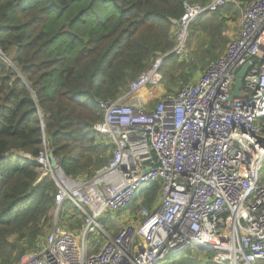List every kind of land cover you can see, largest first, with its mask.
<instances>
[{
	"label": "built area",
	"instance_id": "2783aa9c",
	"mask_svg": "<svg viewBox=\"0 0 264 264\" xmlns=\"http://www.w3.org/2000/svg\"><path fill=\"white\" fill-rule=\"evenodd\" d=\"M228 1L185 0L171 54L183 58L192 25ZM243 9L223 55L152 109L143 91L162 85L171 54L117 100L97 102L103 119L93 130L113 153L93 177H67L57 160L51 168L47 149L40 153L41 178L58 187L54 224L17 264H159L189 249L218 252L228 264H264V0ZM247 64L241 97L230 100ZM155 183L161 189L151 213L110 237L101 220L127 210ZM65 211V221L80 218L77 229L62 227Z\"/></svg>",
	"mask_w": 264,
	"mask_h": 264
},
{
	"label": "trees",
	"instance_id": "16d2710c",
	"mask_svg": "<svg viewBox=\"0 0 264 264\" xmlns=\"http://www.w3.org/2000/svg\"><path fill=\"white\" fill-rule=\"evenodd\" d=\"M234 1L244 8L254 0ZM184 2L0 0V264H17L53 227L58 187L50 176L41 178L35 159L53 152L74 179L91 178L108 164L113 149L93 130L103 119L97 102L117 100L158 57L173 52ZM235 5L228 1L192 25L186 59L173 54L161 67L166 90L193 82L196 70L205 72L223 55L228 16L239 15ZM160 189V183L145 189L132 211L148 216ZM191 256L187 251L174 262L194 264Z\"/></svg>",
	"mask_w": 264,
	"mask_h": 264
},
{
	"label": "rangeland",
	"instance_id": "374dc122",
	"mask_svg": "<svg viewBox=\"0 0 264 264\" xmlns=\"http://www.w3.org/2000/svg\"><path fill=\"white\" fill-rule=\"evenodd\" d=\"M212 1H214V0H212ZM230 1H232L233 3L236 4L235 7L239 11V15L238 16H235L233 13H232V15L230 14L228 16V17H230V21H229V24H228L227 35H228L229 39L231 40V39L235 38L238 35V33H239L240 18H241V14H242L244 9L242 8L243 6L241 5V3L239 1L238 2H235L234 0H230ZM209 14L207 16H209ZM190 32H191V30H190ZM188 41H189V38H188ZM188 41H187V44H188ZM171 55H173V54H171ZM174 55H176V54H174ZM176 56H178V55H176ZM186 56H187V52H186V54H185V56L183 58H181L180 56H178V57H180L181 59H186ZM7 63L9 65L11 64L10 61H7ZM191 72H192L191 70H188L186 73L190 74ZM203 73L204 72H201L200 70H196L194 72V76H192L191 80L192 81L197 80ZM179 85L176 84L175 88L173 90H171V91L166 90V88H165L166 85H164V84H162L161 86L156 87V88H154L152 86H147L144 89L143 92H144L146 98L150 101V103L147 104L145 109L146 110L152 109L158 103L159 99H162L163 97H166L164 95L165 93H166V95H172L175 91H177L180 88ZM152 92L156 94V97H152ZM263 173H264V170H263ZM263 176H264V174L262 175V177ZM149 187H147V188H149ZM147 188H145V189H147ZM145 189H143L140 192V194L138 195L136 200L133 202V204L141 203V201H142V193L144 192ZM156 202H158V199H157ZM72 210L75 211L73 208H72ZM140 213L141 212L134 213L132 211V209H131V206H130L127 210L121 212L119 215H116V216H113V217L111 216L109 218H104L103 220H101V224L105 228H107L108 226L111 227V231L107 232V234L110 237L114 238L120 232V230L122 228H124V226H134V225L136 226V225H139L140 223H142V221H143L142 218L145 217V214L144 213L140 214ZM67 219H69V221H65L63 223L62 227L65 226V228L68 229V228H71L73 223H75V224H73V226L77 229V226L80 224V219L78 217H73L72 218V215L68 216ZM76 224H78V225H76ZM68 230H70V229H68ZM43 242H44V240L41 243H39L38 245L42 244ZM30 250L31 249H28V251H30ZM187 251H190L192 253L191 261H194L195 262L194 264H228V262H226L222 258L218 257V252H208V253H206V252H201V251L192 250V249H189ZM187 251H185L182 254L173 256L170 259H168V260H166L164 262H161L159 264H177L174 261H178L179 262L180 255H184Z\"/></svg>",
	"mask_w": 264,
	"mask_h": 264
},
{
	"label": "water",
	"instance_id": "95a60500",
	"mask_svg": "<svg viewBox=\"0 0 264 264\" xmlns=\"http://www.w3.org/2000/svg\"><path fill=\"white\" fill-rule=\"evenodd\" d=\"M250 68H251V65L247 64L239 72V74L237 76L236 84H235L234 93L231 96L230 100L239 99L241 97V89L243 88L244 78L246 77ZM49 160H50L51 168H56L58 166V163L54 157L53 152L49 153Z\"/></svg>",
	"mask_w": 264,
	"mask_h": 264
},
{
	"label": "crops",
	"instance_id": "0c3cea01",
	"mask_svg": "<svg viewBox=\"0 0 264 264\" xmlns=\"http://www.w3.org/2000/svg\"><path fill=\"white\" fill-rule=\"evenodd\" d=\"M191 45H192V47H191V48H193V47H194V43H192Z\"/></svg>",
	"mask_w": 264,
	"mask_h": 264
}]
</instances>
